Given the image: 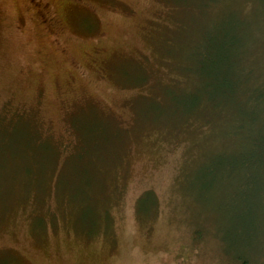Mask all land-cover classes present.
Masks as SVG:
<instances>
[{"label":"rangeland","instance_id":"obj_1","mask_svg":"<svg viewBox=\"0 0 264 264\" xmlns=\"http://www.w3.org/2000/svg\"><path fill=\"white\" fill-rule=\"evenodd\" d=\"M255 141L264 0H0V264H264Z\"/></svg>","mask_w":264,"mask_h":264},{"label":"trees","instance_id":"obj_2","mask_svg":"<svg viewBox=\"0 0 264 264\" xmlns=\"http://www.w3.org/2000/svg\"><path fill=\"white\" fill-rule=\"evenodd\" d=\"M262 93L259 90L255 91V99L260 98ZM252 159V164L255 166L264 165V144H259L258 141L253 142V149L249 152V154L245 155V160L242 162L243 164H249ZM232 166V164H229ZM240 264H248V259L245 260L243 258H239Z\"/></svg>","mask_w":264,"mask_h":264}]
</instances>
